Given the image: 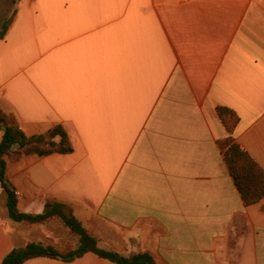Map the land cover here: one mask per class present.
Segmentation results:
<instances>
[{"label":"crops","instance_id":"0c3cea01","mask_svg":"<svg viewBox=\"0 0 264 264\" xmlns=\"http://www.w3.org/2000/svg\"><path fill=\"white\" fill-rule=\"evenodd\" d=\"M16 11L0 39V110L27 136L62 126L74 148L8 161L19 211L67 204L102 248L157 264H264V200L244 206L218 114L236 113L233 138L264 169V0H21ZM6 203L0 183V264L31 243L75 242L58 218L12 223Z\"/></svg>","mask_w":264,"mask_h":264},{"label":"trees","instance_id":"16d2710c","mask_svg":"<svg viewBox=\"0 0 264 264\" xmlns=\"http://www.w3.org/2000/svg\"><path fill=\"white\" fill-rule=\"evenodd\" d=\"M4 0H0V4ZM16 6L21 0H11ZM16 9L12 16L5 20L0 31V39H4L16 17ZM218 114L225 125L228 138L223 142L226 161L236 188L245 207L261 203L264 200V169L252 156L244 150L233 135L240 119L232 110L219 107ZM0 131L3 132L0 143V183L7 198L6 210L8 219L16 225H35L46 223L53 218L61 220L75 237V242L66 249H58L52 245L31 243L23 248L14 249L2 264H27L37 258H49L72 263L88 253L108 260L114 264H157L148 253L125 256L100 246L98 239L91 236L85 226L77 220L73 208L57 201L49 202L47 209L40 215H27L19 211L17 192L7 183L8 161L17 162L24 156L46 157L53 154L69 155L74 148L66 130L58 125L47 133L27 136L21 129L14 115L0 110Z\"/></svg>","mask_w":264,"mask_h":264},{"label":"rangeland","instance_id":"374dc122","mask_svg":"<svg viewBox=\"0 0 264 264\" xmlns=\"http://www.w3.org/2000/svg\"><path fill=\"white\" fill-rule=\"evenodd\" d=\"M14 9H16V6L13 5L11 0H4L0 4V31L5 20L12 16Z\"/></svg>","mask_w":264,"mask_h":264},{"label":"water","instance_id":"95a60500","mask_svg":"<svg viewBox=\"0 0 264 264\" xmlns=\"http://www.w3.org/2000/svg\"><path fill=\"white\" fill-rule=\"evenodd\" d=\"M7 183L9 184V182L7 181ZM13 189V188H12ZM14 190V189H13Z\"/></svg>","mask_w":264,"mask_h":264}]
</instances>
